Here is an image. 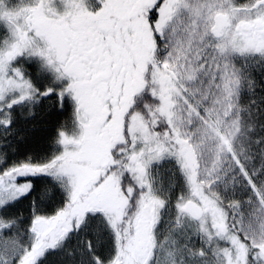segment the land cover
Returning a JSON list of instances; mask_svg holds the SVG:
<instances>
[{"label":"snow or ice","instance_id":"6c2138e0","mask_svg":"<svg viewBox=\"0 0 264 264\" xmlns=\"http://www.w3.org/2000/svg\"><path fill=\"white\" fill-rule=\"evenodd\" d=\"M0 264H264V0H0Z\"/></svg>","mask_w":264,"mask_h":264}]
</instances>
